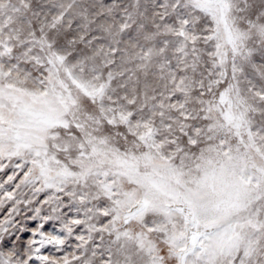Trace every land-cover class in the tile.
Listing matches in <instances>:
<instances>
[{"label":"snow or ice","instance_id":"snow-or-ice-1","mask_svg":"<svg viewBox=\"0 0 264 264\" xmlns=\"http://www.w3.org/2000/svg\"><path fill=\"white\" fill-rule=\"evenodd\" d=\"M0 264H264V0H0Z\"/></svg>","mask_w":264,"mask_h":264}]
</instances>
